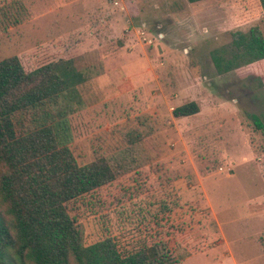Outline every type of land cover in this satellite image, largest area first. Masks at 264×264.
Listing matches in <instances>:
<instances>
[{
	"label": "rangeland",
	"instance_id": "obj_1",
	"mask_svg": "<svg viewBox=\"0 0 264 264\" xmlns=\"http://www.w3.org/2000/svg\"><path fill=\"white\" fill-rule=\"evenodd\" d=\"M252 27L264 33L260 0H0V59L27 72L72 61L69 146L79 164L104 157L115 170L69 206L87 245L111 238L128 254L176 238L177 264H264V138L252 119L264 123V72L213 61ZM193 101L199 114L174 118ZM56 119L49 104L18 115L17 129Z\"/></svg>",
	"mask_w": 264,
	"mask_h": 264
},
{
	"label": "trees",
	"instance_id": "obj_2",
	"mask_svg": "<svg viewBox=\"0 0 264 264\" xmlns=\"http://www.w3.org/2000/svg\"><path fill=\"white\" fill-rule=\"evenodd\" d=\"M260 6L264 10V0ZM233 45L230 59L214 55L219 72L241 65L264 72L261 29L237 34ZM71 64L59 60L27 72L17 56L0 59V264H177L176 238L123 254L111 238L87 245L83 227L71 216L70 205L116 178L106 158L81 165L69 146L67 116L80 104L71 87L77 76L68 71ZM49 104L57 108L58 119L25 132L17 129L18 115L39 113ZM199 113L194 101L173 110L174 118ZM252 119L264 138L263 121Z\"/></svg>",
	"mask_w": 264,
	"mask_h": 264
}]
</instances>
